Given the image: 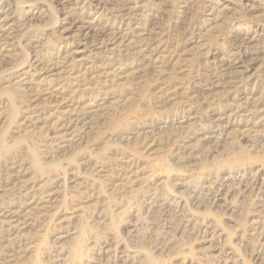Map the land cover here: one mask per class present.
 <instances>
[{"label":"rangeland","instance_id":"rangeland-1","mask_svg":"<svg viewBox=\"0 0 264 264\" xmlns=\"http://www.w3.org/2000/svg\"><path fill=\"white\" fill-rule=\"evenodd\" d=\"M67 1L71 2L68 6L75 3ZM83 1L76 0V10L65 16L53 0H0V21L9 15L17 25L12 47L0 55V187L14 168L22 166L26 188H32L24 201L52 191L59 196L46 216L36 220V226L19 232L17 254L6 255L5 244L0 245V264H264V189L258 192L264 185V126L244 133L237 118L233 122L237 120L238 129L231 127L237 132L221 134V128L206 117L240 97L264 96V0H165L155 15L150 10L127 26L131 30L137 25L139 32L146 31L144 38H149L150 49L156 50L153 69L138 70L134 77L115 79L104 86L90 83L86 93L74 87L73 80L61 83L63 86L50 83L52 78L32 70L26 58L32 47L49 61L82 50L79 37L66 41L60 36L63 28L79 18L92 21L93 30L103 27L100 39L107 41L120 20L87 5L82 8ZM106 1L108 8L121 9L129 1L140 0ZM138 47L128 50L124 58L106 57L102 66L101 60L90 58L92 48L87 46L85 65L74 60L70 68L74 77L84 74L85 67L94 69L92 76L110 75L117 64H134ZM101 52L105 53L95 51ZM237 60L243 72L238 74L240 83L219 79L224 88L216 85L205 91V86L201 87L214 84L219 67ZM21 65L30 77L35 75L30 84H15L18 79L11 71ZM40 81L41 85L61 86L64 101L70 96L68 100L82 106L107 96V108L92 116L84 128H74L71 141L59 149L56 126L45 122L55 110L43 97L38 105L30 101ZM196 85L201 90L195 92ZM163 88L173 93L161 97ZM33 107L40 109L36 114L39 122L33 121L28 128L20 126L24 112H33ZM151 135L157 140L152 148L132 143ZM205 136L217 137L201 141ZM121 155L134 158L128 166L137 174V184H124L117 176L120 167L126 166ZM87 160L91 161L88 167ZM225 176L234 180L224 182ZM213 182L224 195L218 204L213 202L217 190L211 197L205 196ZM10 189L0 188V206L18 203L12 200ZM200 199L203 205L196 206ZM177 203L188 213V227L180 223L173 209L159 207L172 204L175 208ZM68 233L74 234L59 241L58 237Z\"/></svg>","mask_w":264,"mask_h":264},{"label":"bare ground","instance_id":"bare-ground-1","mask_svg":"<svg viewBox=\"0 0 264 264\" xmlns=\"http://www.w3.org/2000/svg\"><path fill=\"white\" fill-rule=\"evenodd\" d=\"M8 1V0H7ZM45 1V0H44ZM48 1V0H47ZM55 2V7L59 8L60 10L63 11L65 16H69L71 14L72 11L76 10V0L75 3L73 4V6H68V4L70 5L71 2L67 1V0H53ZM32 2V1H31ZM51 2V1H49ZM70 2V3H69ZM165 0H140V1H129L127 2V5H125L124 8H108V2L106 0H84L82 3V8H86V7H93L95 8V10H97L98 12H108L111 17L115 16V18H118L120 21V26L118 29H116V31L114 33H112V35L107 38V41H102L100 39V35H101V29L98 30H93L92 29V21H84L81 18H79L80 20H78L76 23L70 25V27H68L67 29H64L60 32V36L64 37V40L66 41H73L76 38H80V43L78 45L82 46V50H73L70 53L66 52L65 55H58L57 58H55V61H49V60H45L42 59L38 56V52H36L34 49L35 47H32L33 50L31 49H27V63L29 62L30 64V68H32V70H34L35 72H37L38 74L43 75V76H47L49 78H52L49 80V82L51 83L52 81H54L55 83H59V84H63L66 80H73L75 82L74 87H79V89L82 90L83 93L88 92L89 87H87L90 83H102L104 85L107 84H112L115 82V79L120 80L121 78H128L129 76H133V73L138 72V70H145V71H149V69H153V58H155V51L153 49H150L151 45V40L149 38H144L145 34L144 32L146 31H142L139 32L140 30H138L139 28L137 27V25H134V29H128L127 26L128 24H131V22H129L131 19H140L142 18V16H144V14L148 11L151 10V12L156 13L158 11H160V9L162 8L163 4H164ZM73 3V2H72ZM5 4V3H4ZM126 4V3H125ZM223 4V3H222ZM51 5V3H50ZM84 5H87L86 7H83ZM110 5V4H109ZM219 5V4H218ZM22 6H24L22 4ZM27 6V5H26ZM31 6V5H30ZM45 6V5H44ZM53 6V5H52ZM120 6V5H119ZM47 7V6H46ZM122 7V6H120ZM43 8V7H42ZM166 8V7H165ZM7 9V8H6ZM47 10H49V7L46 8ZM53 9V8H52ZM42 10V9H41ZM40 10V11H41ZM45 10V9H44ZM56 10V8H55ZM37 11V10H36ZM39 12V11H38ZM46 12V11H45ZM50 12V11H49ZM209 12V11H208ZM216 12V11H215ZM8 13V12H7ZM61 13V11H60ZM80 13V12H79ZM28 14V13H27ZM38 14V13H37ZM41 14V13H40ZM38 14V15H40ZM80 15V14H79ZM104 15V14H103ZM152 15V14H151ZM155 15V14H154ZM216 15V14H215ZM99 16V15H98ZM3 17V16H2ZM41 17V16H40ZM22 18V17H21ZM62 18V17H61ZM64 18V17H63ZM209 18V17H208ZM42 19V18H41ZM39 19V20H41ZM71 19V17H70ZM106 19V18H105ZM109 19V18H107ZM214 19V18H213ZM77 20V19H76ZM55 21V20H54ZM74 21V20H73ZM110 21V20H109ZM53 22V21H52ZM129 22V23H128ZM9 23V24H8ZM44 22H42L43 24ZM54 23V22H53ZM105 23V22H104ZM125 26L126 28L123 29L121 26L126 24ZM52 24V23H51ZM100 24V23H99ZM20 25V24H19ZM55 25V24H54ZM119 25V24H118ZM16 22L15 20H13L11 17H9V15H7L6 17H4L1 21H0V55L2 52L5 51V49L9 46L12 47L13 43H11V41L13 39H15V37H13V33L15 32L14 29L16 27ZM23 26V25H22ZM20 27L21 29L23 27ZM26 26V25H25ZM19 27V26H18ZM37 27V26H36ZM32 28V27H31ZM47 28V27H46ZM130 28V26H129ZM24 29V28H23ZM42 30V28H40ZM96 29V28H94ZM44 30V29H43ZM151 30V29H150ZM149 30V31H150ZM19 31V30H18ZM29 31V30H28ZM57 31V30H56ZM101 31V32H100ZM155 31V30H154ZM49 32V31H48ZM52 32V31H51ZM148 32V31H147ZM153 32V31H152ZM29 34V33H28ZM150 34V33H148ZM41 35V34H40ZM49 35V34H48ZM108 35V34H107ZM158 35V34H156ZM56 36V35H55ZM105 36V35H104ZM148 36V35H147ZM22 37V36H21ZM51 37V36H50ZM24 38V37H23ZM102 38V37H101ZM106 38V36L104 37ZM151 38V37H150ZM156 38V37H155ZM18 39V36H17ZM26 39V38H25ZM32 40V39H31ZM197 40V39H196ZM14 41V40H13ZM17 41V40H16ZM29 41V40H28ZM34 41V40H32ZM61 41V40H60ZM78 42V41H77ZM21 43V42H20ZM29 43V42H28ZM16 44V42H15ZM24 44V43H23ZM26 44V43H25ZM30 44V43H29ZM36 44V43H35ZM136 44V45H135ZM248 44V43H246ZM252 44V43H250ZM25 46V45H23ZM28 46V45H27ZM33 46V45H31ZM87 46H89L90 48H92V52L89 51L90 54V58L95 59V60H101L102 62V66H105V62H106V57L109 58H116L119 57L121 55H123V58L127 56V51L133 49L136 46H139L137 52L134 54L136 57L135 59V65L131 64V65H119L117 64L116 69L114 71L112 68V72H110V75L108 73H103L101 75H96V76H92L91 72L92 69L91 67H85V73L84 74H79L74 77L75 73L73 68H70V64L75 60V62L77 63H82L80 65L84 66L83 63L84 61H86L88 59V57H84L83 54L84 52H86ZM241 46V45H240ZM239 46V47H240ZM30 47V45H29ZM153 47H157L154 46ZM245 47V46H244ZM243 48V47H242ZM22 49V48H20ZM7 50V49H6ZM10 50V48H9ZM12 50V49H11ZM24 50V48H23ZM41 50V49H40ZM103 50L105 53L101 55L100 54H96L95 51H100ZM30 52V53H29ZM40 52V51H39ZM7 53V52H5ZM10 53V52H9ZM18 53V52H17ZM58 53V52H57ZM93 53V54H92ZM131 53V52H130ZM29 54V55H28ZM52 54V53H51ZM174 54V53H173ZM201 54V53H200ZM16 55V53L14 54ZM18 55V54H17ZM41 55V54H40ZM132 55V54H131ZM175 55V54H174ZM6 55H4L3 58H5ZM19 56V55H18ZM130 55H128L129 57ZM161 56V54H160ZM8 57V55L6 56ZM10 57V56H9ZM13 57V54L12 56ZM48 57V56H47ZM47 57L44 56V58L47 59ZM131 57V56H130ZM163 57V56H162ZM29 58V59H28ZM133 58V57H131ZM164 58V57H163ZM11 59V58H10ZM13 59V58H12ZM11 59V60H12ZM15 59V58H14ZM13 59V60H14ZM109 59V60H111ZM158 59V58H157ZM4 60V59H3ZM239 60V59H238ZM235 61V63H233L232 65H223L219 68H221L220 70V75L219 76H215L214 80V84H212L209 87H206V85H202L201 87L205 86L204 88L206 89L205 91H210L212 86H216V85H220L219 84V79H229L226 83H228L230 81V84H237L240 83L241 80L239 79L240 75L238 74H242L243 72L240 71V67L239 65L241 64L240 61ZM15 61V60H14ZM164 61V60H163ZM162 61V62H163ZM243 62V61H242ZM6 63V62H5ZM13 63V62H12ZM74 63V62H73ZM4 64V63H3ZM14 64H17L14 63ZM13 64V66H14ZM94 65V63H92ZM155 64V63H154ZM5 65V64H4ZM9 65V64H8ZM162 65V64H161ZM160 65V66H161ZM235 66L233 68V70H231V66ZM3 66V65H2ZM23 65L21 66H16L14 68V70L12 69L11 73L13 75H15V78L18 79V81L15 84H30L33 79V74H32V78L29 76V74L27 73L28 70L24 69V67L22 68ZM29 66V65H28ZM142 66V67H141ZM248 66V65H247ZM4 69H6L5 67L8 66H3ZM73 67V66H72ZM101 67V66H99ZM157 67V66H156ZM159 67V66H158ZM11 68V66H10ZM231 68V69H230ZM248 68V67H247ZM1 69V68H0ZM3 69V68H2ZM9 69V68H8ZM58 69L61 71L59 72ZM239 69V70H238ZM245 69V68H244ZM250 69V67H249ZM76 70V69H75ZM94 70V69H93ZM155 70V69H154ZM242 70V69H241ZM3 71V70H2ZM1 71V72H2ZM56 71L58 73H56ZM152 71V70H150ZM158 71V70H157ZM0 72V73H1ZM9 72V71H7ZM34 72V73H35ZM6 73V72H5ZM9 73V74H11ZM148 73V72H147ZM29 76V77H28ZM8 77V76H7ZM87 77V78H85ZM134 77V76H133ZM241 78V77H240ZM249 79V78H248ZM6 80V79H5ZM45 80V79H44ZM88 80V81H87ZM131 80V79H129ZM210 80V79H209ZM63 81V82H62ZM87 81V82H86ZM125 81V79H124ZM48 82V83H49ZM208 82V81H207ZM211 82V81H210ZM218 82V83H217ZM38 87H37V91L35 90L34 92L36 93L35 95H33V99L30 100L31 102H33L32 104L37 103V101L40 102V98L43 97L45 98V101L47 102L48 107L51 106L50 108H53L55 110L54 114L49 115L48 119H46L45 122H49L56 126L55 128L58 131V146L60 147L59 149H63L65 148V144L69 143L73 137V133H75L76 131L74 130V128H76L77 126H81L84 128L85 125H87V122H89L88 120L91 119L92 120V116L97 115L99 113H103L104 110L107 108V103H108V98L107 96H104L100 99H98L97 102H95V104H91V105H84L82 106L81 103L79 101H73L72 99L64 101V99H62V91H61V86H63L61 84V86H58L57 84L51 86V85H41V81L40 82H36ZM39 83V84H38ZM49 83V84H50ZM12 84V83H11ZM73 85V84H72ZM198 86L200 85H196V91L199 89L201 90V88H199ZM222 86V85H220ZM228 86V85H227ZM231 86V85H230ZM56 87V88H55ZM76 87V88H77ZM223 87V86H222ZM235 87V86H234ZM233 87V88H234ZM75 88V89H76ZM91 88V87H90ZM203 88V89H204ZM224 88V87H223ZM19 89V88H18ZM64 89V88H63ZM28 90V89H27ZM67 90V89H66ZM75 91V90H74ZM171 91V90H170ZM168 91V88H163L161 89V97H165L167 95H169L170 92ZM203 91V90H202ZM71 92V91H70ZM69 92V93H70ZM7 93V92H6ZM76 93V92H75ZM33 94V93H32ZM73 94V93H72ZM71 94V95H72ZM235 94V92H234ZM3 95V94H1ZM28 96V95H27ZM68 96V95H67ZM31 98V97H29ZM65 98V97H63ZM75 99V98H74ZM28 101V100H27ZM30 102V103H31ZM44 102V100L42 101V103ZM38 105V103H37ZM36 105V106H37ZM43 105V104H42ZM33 106V105H32ZM45 106V105H43ZM112 106V105H111ZM39 107V106H37ZM28 108V105H27ZM29 109V108H28ZM222 111H213L211 113V115L206 116V117H210V120H212L214 123H216L220 128L221 134H223L225 131L229 130V134L233 131V132H237L235 130H232L231 127H237L238 129V124H237V120L235 122H233L235 119H239V122H242L241 124H243L241 126V128H244V133H249V132H254L256 129H258L261 126H264V96H261L260 98H246V97H240L238 99H235V101H232V103L230 104H226L225 106H223ZM30 110H34L31 113L28 112H24V117L22 118V122L20 124V126H24L25 128H28L29 126L31 127L34 122H39V117L38 115H36L40 109L38 110L37 108L30 109ZM38 110V111H36ZM2 111V110H1ZM14 111V110H11ZM48 112V111H47ZM46 112V113H47ZM11 114V113H10ZM47 115V114H46ZM3 116V115H2ZM44 117V116H43ZM185 117V116H184ZM47 118V117H46ZM188 118V117H186ZM186 119V120H190ZM42 120V119H41ZM4 121V120H3ZM34 121V122H33ZM44 121V120H43ZM182 121V120H180ZM0 123H2V119L0 118ZM9 123V122H8ZM10 124V123H9ZM90 124V123H89ZM4 124H2V128ZM42 125V124H41ZM7 126V125H6ZM11 126V125H10ZM28 126V127H27ZM40 127V126H39ZM87 127V126H86ZM90 127V126H89ZM175 129V128H174ZM31 130V129H30ZM29 130V131H30ZM88 130V129H87ZM1 131V130H0ZM28 131V130H27ZM33 131V130H32ZM38 131V130H37ZM18 132V131H17ZM25 132V131H24ZM23 132V133H24ZM209 132V131H208ZM38 133V132H37ZM142 136V135H141ZM152 136V135H151ZM230 136V135H229ZM70 137V138H69ZM217 137V136H216ZM214 136H205L201 139V141H209L211 139L216 138ZM81 138V136H80ZM75 140V139H74ZM159 142V141H158ZM1 143V142H0ZM132 143H134V145H137L138 147L142 148V147H154V145H156L157 140L155 138V136L153 135L152 137H144L142 139H136L134 140ZM149 150V149H148ZM65 152V151H64ZM63 152V153H64ZM62 153V151H61ZM59 154V152H58ZM51 155V154H50ZM61 155V154H60ZM122 156V155H121ZM131 155H128L126 157H123V159H125V164L126 166L124 167H120L119 172H118V177L120 176V181H122L124 184L125 183H129V184H137V182L139 181V178L137 176V174L135 172H133L132 167L128 166L129 161H132L134 158H130ZM90 158V157H89ZM87 159V158H86ZM140 161V160H139ZM63 162V161H62ZM23 163V162H22ZM83 163V161H82ZM85 165L88 167V165L90 166L91 161L87 160L84 162ZM131 163V162H130ZM15 164V163H14ZM20 164V163H19ZM18 164V165H19ZM34 164V163H33ZM22 165V164H21ZM12 167V166H11ZM129 167V168H127ZM13 168V167H12ZM57 168V166H56ZM11 169V168H10ZM23 171L22 166L17 167L16 169H13V172L11 173V175H9L8 179L2 184V186L0 188H7V187H11V191L14 193L13 196V201H17L18 203H9V204H2L0 206V245L5 244L4 245V249L6 251V255H10V257H13L14 254L16 253V250H18L17 248V244H16V238L18 237L17 235L19 234V232L22 231V229H26V228H33L34 226H36V220L39 219L41 220L44 216H46L47 211L50 208V205L57 201V199L59 198L58 193L53 192L52 193H43V194H34L33 197L29 200H23L22 198H27V190L28 187L26 188L27 184L26 181H24V176H22L21 172ZM99 173V172H98ZM145 173V172H144ZM84 177H86L85 175H83ZM60 177V176H59ZM82 177V176H81ZM148 177V175H147ZM183 177V176H182ZM117 178V177H116ZM141 178V177H140ZM144 178V176H143ZM64 179V178H63ZM65 180V179H64ZM93 180V179H92ZM142 180V179H141ZM234 180L233 178H226L223 179L224 182H229ZM74 180L71 179L70 182H73ZM76 181V180H75ZM163 181V180H161ZM160 181V182H161ZM28 183V182H27ZM58 183V182H57ZM64 183V182H63ZM121 183V182H120ZM179 183V182H178ZM181 183V182H180ZM183 183V182H182ZM204 183V182H203ZM263 184V183H262ZM141 185V184H140ZM231 185V184H230ZM30 186V185H29ZM117 186V185H116ZM115 186V188H116ZM120 186V185H118ZM128 186V184H127ZM155 186V185H154ZM166 186V185H165ZM206 186V185H205ZM232 186V185H231ZM56 187V186H55ZM122 187V186H121ZM120 187V188H121ZM125 187V186H124ZM217 185V183H214L209 185L207 187V193L205 194V196H209L212 195L211 193H213L215 190H217V195L214 197L213 202L217 203L222 201L224 195L220 194L221 191V187ZM229 187V186H228ZM246 187V186H245ZM119 188V187H118ZM205 188V187H204ZM160 189V188H159ZM199 189V188H198ZM264 189V185L258 189V192ZM9 190V188H8ZM54 190V189H53ZM224 190V189H223ZM57 191V190H54ZM63 191V190H62ZM186 191V190H185ZM202 191V190H201ZM47 192V191H46ZM167 192V190H166ZM22 193H25L24 195H22ZM34 193V192H33ZM163 193V192H162ZM187 193V192H186ZM185 193V194H186ZM226 193V192H225ZM27 196V197H26ZM178 196V195H177ZM1 199V198H0ZM145 200V199H144ZM197 200V199H196ZM60 201V200H59ZM194 201V200H193ZM210 201V200H209ZM161 202V201H160ZM177 202V201H176ZM207 202V201H206ZM155 203V202H154ZM167 203V202H166ZM205 203V202H204ZM223 203V202H222ZM195 204L197 206V204H199V206L203 205V200L200 199L198 201H195ZM218 204V203H217ZM220 204V203H219ZM261 204V203H260ZM152 206H156L151 204ZM169 206H167L166 204H161L159 207H164L167 209H173L179 216L180 223H184L186 224V227H188V213H186L184 207H181V205L179 203H177L175 205V208H172V204H168ZM222 205V204H221ZM225 205V204H224ZM154 208V207H153ZM224 208V207H223ZM150 210H152V208H149ZM148 210V209H147ZM149 210V211H150ZM262 211V210H261ZM147 212V211H146ZM49 213V212H48ZM37 214V218L35 217ZM193 214V213H192ZM66 218V217H65ZM192 218V217H191ZM64 219V218H63ZM67 220V219H66ZM194 220V219H193ZM33 222V223H32ZM179 223V224H180ZM34 224V225H33ZM99 225V224H98ZM183 225V224H182ZM100 228V227H99ZM103 228V227H102ZM134 230V229H133ZM69 231V230H68ZM193 231V230H192ZM72 232V230H71ZM135 232V231H134ZM180 233V232H179ZM22 234V233H21ZM71 234L74 233H68L65 236H60L58 237L59 241L64 240V239H69V237L71 236ZM251 234V233H250ZM196 235V234H194ZM263 235V234H262ZM75 237V236H74ZM65 241V240H64ZM68 243V242H67ZM204 243V241H203ZM209 243V242H208ZM209 246V245H208ZM207 246V247H208ZM212 246V245H211ZM96 248V247H95ZM212 248V247H211ZM207 249V248H206ZM100 250V249H99ZM205 250V249H204ZM104 252V251H103ZM213 252V251H212ZM216 253V251H214ZM224 252V251H223ZM13 254V255H12ZM103 254V253H102ZM207 254V253H206ZM203 255V254H201ZM95 256V255H94ZM206 256V255H205ZM209 256V255H208ZM202 257V256H201ZM101 258V257H100ZM105 258V257H104ZM103 259V258H102ZM58 260V259H57ZM96 262V261H95ZM209 262V260H208ZM259 262V261H258ZM206 263V262H205ZM213 263V262H212ZM103 264V263H102ZM224 264V263H223Z\"/></svg>","mask_w":264,"mask_h":264}]
</instances>
